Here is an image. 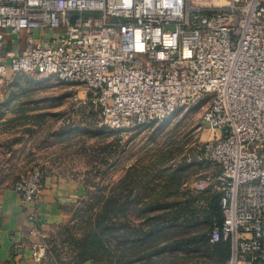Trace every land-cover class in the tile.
Here are the masks:
<instances>
[{
	"label": "built area",
	"instance_id": "obj_1",
	"mask_svg": "<svg viewBox=\"0 0 264 264\" xmlns=\"http://www.w3.org/2000/svg\"><path fill=\"white\" fill-rule=\"evenodd\" d=\"M22 35L25 49H6ZM18 72L85 84L112 129L208 99L212 240L230 242L226 264H264V0H0V77ZM13 188L38 201L44 175Z\"/></svg>",
	"mask_w": 264,
	"mask_h": 264
},
{
	"label": "rangeland",
	"instance_id": "obj_2",
	"mask_svg": "<svg viewBox=\"0 0 264 264\" xmlns=\"http://www.w3.org/2000/svg\"><path fill=\"white\" fill-rule=\"evenodd\" d=\"M22 35L6 49L20 52ZM208 99L126 129L102 122L88 87L18 72L0 77V189L26 171L58 173L82 193L40 230L43 264H226L214 250L218 166Z\"/></svg>",
	"mask_w": 264,
	"mask_h": 264
},
{
	"label": "crops",
	"instance_id": "obj_3",
	"mask_svg": "<svg viewBox=\"0 0 264 264\" xmlns=\"http://www.w3.org/2000/svg\"><path fill=\"white\" fill-rule=\"evenodd\" d=\"M81 186L74 178L48 173L38 201L24 200L13 185L0 189V264H43L37 256L40 230L61 218V204L78 198Z\"/></svg>",
	"mask_w": 264,
	"mask_h": 264
},
{
	"label": "trees",
	"instance_id": "obj_4",
	"mask_svg": "<svg viewBox=\"0 0 264 264\" xmlns=\"http://www.w3.org/2000/svg\"><path fill=\"white\" fill-rule=\"evenodd\" d=\"M221 193L217 192L214 195L215 211L214 215L217 217V223L220 225L223 221L222 209L220 205ZM208 249L214 250L216 256L220 260V263H226L230 257V242L225 240L217 241L213 246H208Z\"/></svg>",
	"mask_w": 264,
	"mask_h": 264
},
{
	"label": "bare ground",
	"instance_id": "obj_5",
	"mask_svg": "<svg viewBox=\"0 0 264 264\" xmlns=\"http://www.w3.org/2000/svg\"><path fill=\"white\" fill-rule=\"evenodd\" d=\"M211 1H213V2H218V3H220V4H222V3H225V0H211Z\"/></svg>",
	"mask_w": 264,
	"mask_h": 264
}]
</instances>
